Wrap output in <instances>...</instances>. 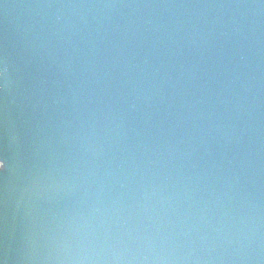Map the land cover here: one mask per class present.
<instances>
[{
  "label": "water",
  "instance_id": "95a60500",
  "mask_svg": "<svg viewBox=\"0 0 264 264\" xmlns=\"http://www.w3.org/2000/svg\"><path fill=\"white\" fill-rule=\"evenodd\" d=\"M2 264H264V0H0Z\"/></svg>",
  "mask_w": 264,
  "mask_h": 264
},
{
  "label": "snow or ice",
  "instance_id": "6c2138e0",
  "mask_svg": "<svg viewBox=\"0 0 264 264\" xmlns=\"http://www.w3.org/2000/svg\"><path fill=\"white\" fill-rule=\"evenodd\" d=\"M5 168H6V161L3 157H0V172H3ZM0 264H2V261H0Z\"/></svg>",
  "mask_w": 264,
  "mask_h": 264
},
{
  "label": "clouds",
  "instance_id": "9594fccd",
  "mask_svg": "<svg viewBox=\"0 0 264 264\" xmlns=\"http://www.w3.org/2000/svg\"><path fill=\"white\" fill-rule=\"evenodd\" d=\"M5 170V169H4Z\"/></svg>",
  "mask_w": 264,
  "mask_h": 264
}]
</instances>
